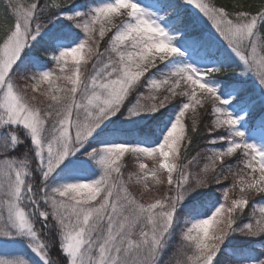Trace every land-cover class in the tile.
<instances>
[{
    "label": "snow or ice",
    "instance_id": "1",
    "mask_svg": "<svg viewBox=\"0 0 264 264\" xmlns=\"http://www.w3.org/2000/svg\"><path fill=\"white\" fill-rule=\"evenodd\" d=\"M186 2L211 21L238 58L241 73H252L264 85V2L236 3L232 11L214 0ZM160 7L168 11L163 3ZM5 17L0 23V237H27L43 264H220L217 254L231 233L264 235V148L244 141L238 119L224 107L229 101L210 82L226 68L183 61L176 44L185 32L181 17L169 16L165 27L137 0H103L86 8L75 7L73 0H8ZM57 17L83 35L74 45L75 36L51 37L45 53L55 67H44L26 52ZM183 43L189 50L208 51L202 39ZM209 106L215 119L208 134L214 139L201 168L199 158L189 160L187 152L200 111ZM161 110L166 119L157 125L160 134L148 140L112 142L101 127L117 113L134 117ZM20 145L26 148L23 159L17 158ZM81 150L99 174L81 178L89 160L78 157L61 168L64 182L56 183L53 174ZM238 150L243 167L233 173L229 159ZM126 153L139 161L138 171L127 178ZM226 172L233 175L227 187ZM133 182L153 195L138 197L130 191ZM210 185L219 186V200ZM241 217L246 221L238 224ZM50 242L58 247L56 259ZM0 264L28 261L0 256ZM226 264H264V257L229 258Z\"/></svg>",
    "mask_w": 264,
    "mask_h": 264
},
{
    "label": "rangeland",
    "instance_id": "2",
    "mask_svg": "<svg viewBox=\"0 0 264 264\" xmlns=\"http://www.w3.org/2000/svg\"><path fill=\"white\" fill-rule=\"evenodd\" d=\"M103 0H79L76 1L73 0V4L77 8H86L90 6H94L97 3H101ZM137 2L144 7L147 11L154 14V18H157L160 20L161 24L165 27H168L167 21L169 19V16H175L176 15V8H168V11L162 10L160 7V0H137ZM183 2L190 8L192 13L195 15L196 22L200 25L202 30L205 32V34H208L209 37H213L214 39H217L218 41L222 42L218 37V34L215 32V27L212 25L211 21L207 20L206 17H204L197 9L194 8V6L188 4L186 0H183ZM204 2H208V0H204ZM193 27H186L185 32L180 36H186L189 32H191ZM63 35L65 36H75L74 39L71 40V45H74L78 42L79 38L82 37L83 33L76 28L70 21L66 20L64 17H57L55 19H52L50 22H47V27L44 29L43 32H41L40 35H44L46 31L50 30H64ZM39 35V36H40ZM37 36V38L39 37ZM180 37L176 38V44L177 47L181 48L183 61L192 63L195 66L199 68H205V67H211L213 65L218 66V61L216 58L205 55L203 53L196 54L193 50L186 49L183 43V40L180 39ZM36 38V40H37ZM107 41V37L105 39V42L101 44V47H104ZM203 41L205 43H210V40L206 37H203ZM226 45V42H223ZM64 46H70L67 41H65ZM227 48V46H226ZM227 50H229L227 48ZM230 52V50H229ZM231 53V52H230ZM233 60L236 62L237 66L240 67V62L238 61V58H236L231 53ZM71 57H69V63H71ZM44 67H55V64H51V61L47 63H42ZM27 68L29 70H35L33 65L31 63L27 64ZM239 75L243 78L249 80L251 82V85L256 88V92H254V95L256 97L260 98L261 100L250 102L249 104L243 103V102H237V92L228 89L223 90L221 87V80L214 75L210 78V82L217 88L218 95L221 96L222 99H227L229 101L228 104H225L224 107L232 113V115L238 119V124L236 125V128L244 133L243 139L244 141L248 143H254L260 148H264V113L259 112L260 104L264 102V85H261L257 78L252 73L242 74L241 69L239 68L238 71ZM241 88L240 90H244L243 86H239ZM142 91V90H141ZM136 95H139V93L134 94L132 97H130L132 103H135V97ZM211 108V106H210ZM259 114V115H258ZM148 114H141L140 116H134V117H128L126 114L121 115L120 113H117L115 116L111 117L109 121H105V124L101 127L105 130L110 129H120L122 131H129V130H137L141 129L145 132H149L150 135L158 136L159 130L151 129L149 126L146 125V118ZM209 115H210V121L209 124L212 122V120L215 119V116L211 113L209 109ZM256 120H251L253 116H257ZM166 119V117H165ZM254 121V122H253ZM187 123L191 124L190 120H187L186 118V125ZM208 124V125H209ZM99 131V129L97 130ZM217 132H226V129H218ZM95 135V134H94ZM111 135V134H110ZM113 136L112 142H126V143H135L140 140H128V139H121V137H115ZM214 139L213 136H209L207 138V142L204 147L199 149L197 153L190 158L192 159L194 156L198 157V163L200 167L202 168L204 163H207L206 160V154L209 150V148L212 146L209 144V141ZM158 142V141H157ZM219 145V142L216 146ZM79 157L80 160H89V168L87 171L81 173V178L83 179H91L94 178V175H98L100 169L95 165L94 162L90 160L89 157L84 156L82 154V150L80 152L75 153L72 156L66 157L64 163L57 169V173H54L53 176L55 178V182H64L63 176L58 175L60 173L61 168H64L65 165L68 164L69 160L76 161ZM18 159H23L17 154ZM243 160V154L239 153L234 154V158L229 159V163L233 165V173L238 172L240 168L243 167V164L241 161ZM145 163L149 164V167H151L150 161H144ZM126 168L124 169V175L125 178L130 173H135L138 171V164L139 161L132 155L126 153L125 158ZM71 166H69L70 168ZM227 175V180H224V185L230 186L231 181L233 179V175L230 173H225ZM130 191H132L135 195L143 196L144 199H149L152 193H146L144 192L143 186L135 184L134 182L129 185ZM210 190L214 194L215 198L219 200L221 198V193L219 191V186L217 185H210ZM166 190V178H165V187L160 188V192ZM205 191H208L206 189ZM231 195V194H230ZM260 202L264 203V200H261ZM183 207V206H182ZM211 207H209V212L211 211ZM251 212V208L248 209V213ZM183 223V214H181ZM246 221V217H241V220L237 223H243ZM190 226V223H189ZM259 238H261L259 240ZM179 237L177 236L175 240L172 241V244L169 246L168 250L164 253L163 259L169 260L172 257V253L174 248L177 246V241ZM50 248L51 252L50 255L54 256V253L58 250V247L54 245V243L50 242ZM221 250H224L226 252V261L229 258H232L233 260H241V261H250V260H256L260 259L261 257H264V235L262 236H243L239 232L231 233L224 241L223 245H221ZM0 256H23L25 260L28 261V264H43V261L40 259L39 256H37L32 249L28 246V238L25 236H9V237H0ZM54 258V257H53Z\"/></svg>",
    "mask_w": 264,
    "mask_h": 264
},
{
    "label": "trees",
    "instance_id": "3",
    "mask_svg": "<svg viewBox=\"0 0 264 264\" xmlns=\"http://www.w3.org/2000/svg\"><path fill=\"white\" fill-rule=\"evenodd\" d=\"M79 1V0H75ZM167 8H176V15L182 18L184 29L186 27H193L191 32L188 35H184L180 37L181 40L188 39V38H196L202 39L206 37L210 40V43H205V47L208 51L201 52V51H194L196 54L203 53L205 55H210L217 59L218 66L226 68L224 72L221 73H214L213 75L221 80V87L223 90H234L237 92L236 100L237 102H243L249 104L253 101H259L260 98L254 95L256 92V88L251 85V82L242 76L239 75V67L237 66L236 62L233 60V57L229 50H227L226 45L223 42L214 39L212 36L209 37L208 34L202 30L200 25L195 20V15L192 13L190 8L183 2V0H160ZM210 2V0H208ZM217 6H225L226 10L232 11V5L236 3H244V4H252L255 6H259L260 3L264 2V0H214ZM8 4V0H0V23H3L6 19L5 17V9ZM64 30H50L46 31L44 35H40L37 38L39 44H36L34 41L33 44L35 45L30 50L26 52V56L38 59L40 63H47L50 61V54H46L45 51L49 49L50 46V38L55 35H63ZM260 36H264V30L260 32ZM239 86H243L244 90H240ZM259 103V102H257ZM260 109L259 112L264 113V102L259 105ZM171 107V106H169ZM210 109V106H209ZM164 110H161V113L147 115L146 118V125L149 126L151 129L158 128L157 125L160 123ZM259 115V114H258ZM257 116H253L251 120H256ZM210 121L209 110L200 111V119L197 121L196 129L197 131L193 134L194 139L191 145V148L188 149L187 156L190 158L191 156L195 155L199 149L205 146L207 142V138L209 137L208 134V124ZM254 122V121H253ZM188 128H191L192 125L187 123L186 125ZM107 134L115 135V137H121V139H128V140H148L153 136L150 135L149 132H145L141 129L137 130H129V131H122L120 129H110L105 130ZM26 152V148L23 145H20V149H18V155L23 158V154ZM261 238H259L260 240ZM58 250L54 253V259L58 258ZM218 259L220 264H226V252L221 250L218 254Z\"/></svg>",
    "mask_w": 264,
    "mask_h": 264
}]
</instances>
